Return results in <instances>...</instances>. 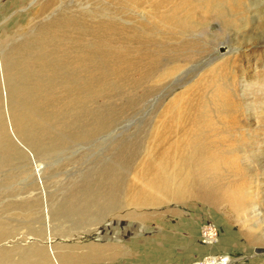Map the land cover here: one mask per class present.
Instances as JSON below:
<instances>
[{
  "label": "rangeland",
  "instance_id": "rangeland-1",
  "mask_svg": "<svg viewBox=\"0 0 264 264\" xmlns=\"http://www.w3.org/2000/svg\"><path fill=\"white\" fill-rule=\"evenodd\" d=\"M47 1L0 0V264H264V0Z\"/></svg>",
  "mask_w": 264,
  "mask_h": 264
},
{
  "label": "bare ground",
  "instance_id": "bare-ground-1",
  "mask_svg": "<svg viewBox=\"0 0 264 264\" xmlns=\"http://www.w3.org/2000/svg\"><path fill=\"white\" fill-rule=\"evenodd\" d=\"M52 0H48L47 1V4L45 5V7L47 8L49 6V4L51 3ZM138 1H144V2H148L150 4V7L156 12L155 14L157 16H160V9L161 7H165V6H170L172 3H174L175 1L174 0H138ZM133 2V1H132ZM175 4V3H174ZM169 9V8H168ZM105 24V23H104ZM107 26V25H106ZM110 29H112V25H109ZM184 163H186V161H184ZM153 168V165H152V160L148 162L147 164V169L146 170H151ZM186 174H185V178H186ZM163 179L160 177L158 178V180L156 181H159L161 182ZM187 180V179H186ZM164 182V181H163ZM187 185V184H186ZM179 186V185H178ZM180 188V187H178ZM179 192V191H178ZM175 193V192H174ZM183 193V192H182ZM177 194V193H176ZM217 260V259H216ZM208 264V263H207ZM209 264H212V263H209ZM213 264H221V262L219 261H216L215 263ZM222 264H225V263H222Z\"/></svg>",
  "mask_w": 264,
  "mask_h": 264
}]
</instances>
